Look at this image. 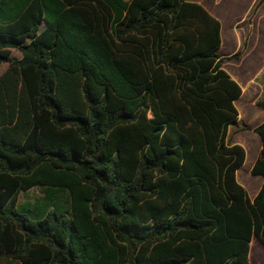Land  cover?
I'll use <instances>...</instances> for the list:
<instances>
[{"label":"trees","instance_id":"16d2710c","mask_svg":"<svg viewBox=\"0 0 264 264\" xmlns=\"http://www.w3.org/2000/svg\"><path fill=\"white\" fill-rule=\"evenodd\" d=\"M219 45L193 0H0V264H250L264 119L249 198Z\"/></svg>","mask_w":264,"mask_h":264},{"label":"crops","instance_id":"0c3cea01","mask_svg":"<svg viewBox=\"0 0 264 264\" xmlns=\"http://www.w3.org/2000/svg\"><path fill=\"white\" fill-rule=\"evenodd\" d=\"M193 1L200 4L204 9L208 11V13H210L213 17H215L220 23V45L218 48L219 55L221 56L230 55L243 45V40L240 41L239 39L234 38V41H231V36L229 35L227 36L226 34L227 31L233 29L237 23L246 20V18L250 15L256 0H193ZM253 14L259 18L264 17V0L260 3V5L257 7V9L254 11ZM245 30L246 31L248 30V26L246 27ZM251 31L252 32L254 31L253 26ZM256 32H257V35H255L256 37L252 38L251 41L247 42V50L253 51V53H251L252 54L251 58L247 64L241 65L239 69L236 68L227 69L223 65L224 63L222 62V67L224 68V70L230 75L232 79H234L238 83L241 90L240 95L233 102L237 110V113L238 114L243 113L245 116L251 115L253 118V120L249 121L248 123L245 122V124L249 126L250 129L238 134L239 137L237 135L235 136V139L232 140L235 143L238 142L241 145H243L244 149H245L246 140L252 139L255 141V149L252 152L253 154L251 153L252 155L249 162L247 164L244 163L241 164L242 166H240L235 172V177L237 182L251 192V195L248 196L249 198H252V196L258 189L262 180L261 177L258 175H246L245 173L250 169L251 164L259 149V139L256 133L252 131V128L264 119V110L255 103L257 100L264 97V24H263V29L261 31L256 30ZM255 38H257V41H255L254 43ZM229 41H231V43L226 44L229 43ZM12 50L13 49H11V52ZM16 51H17V55L12 57L19 58L20 52L18 50ZM5 67H6V63L2 62L0 64V73ZM230 128L231 125H229L227 128V136L231 140V135L229 132ZM254 176H257V178L254 179ZM248 177H251L252 183L247 182L246 179ZM252 239L249 242V251H248L249 261H250V245Z\"/></svg>","mask_w":264,"mask_h":264},{"label":"rangeland","instance_id":"374dc122","mask_svg":"<svg viewBox=\"0 0 264 264\" xmlns=\"http://www.w3.org/2000/svg\"><path fill=\"white\" fill-rule=\"evenodd\" d=\"M263 24H264V17H257L256 15L252 14L246 18L245 21L237 23L233 29L227 31V36H231V41H234V38L239 39L240 41L243 40V45L236 50L235 52H239L238 57L236 58H229V59H224L223 60V65L229 69V68H236L239 69L241 65L247 64L248 61L251 58V53H253L252 50H247V42L251 41L252 38L256 37L257 35L256 30H262L263 29ZM248 26V30L246 31V27ZM252 26L254 28V31L252 32ZM229 43L226 44H230ZM257 41V38L254 39V43ZM252 51V52H251ZM234 52V53H235ZM12 56L17 55L16 50H12ZM233 54V53H232ZM231 55V54H230ZM223 56H229V55H223ZM237 111V110H236ZM243 115V116H242ZM237 120L236 123L231 125L230 128V135H231V140L235 139V136L238 134L242 133L243 131H247L250 129L249 126L245 124L248 123L249 121L253 120L252 116H245L243 113H237ZM251 118V119H250ZM239 137V135H238ZM238 143V142H236ZM240 144V143H238ZM241 145V144H240ZM244 149V146L241 145ZM246 149H244L245 152ZM252 152H249V150L246 151V154H244V160L243 163L247 164L251 158ZM242 163V164H243ZM242 166V165H241ZM246 175H251L249 173V170L245 172ZM257 178V176H254V179ZM247 191L248 196L251 195V192L245 188ZM250 263L251 264H264V249L258 244V242L255 239H252L251 245H250Z\"/></svg>","mask_w":264,"mask_h":264}]
</instances>
